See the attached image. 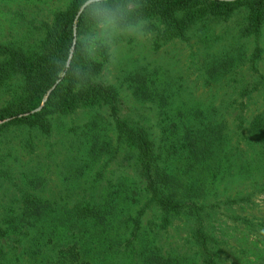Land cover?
Wrapping results in <instances>:
<instances>
[{"label": "trees", "instance_id": "1", "mask_svg": "<svg viewBox=\"0 0 264 264\" xmlns=\"http://www.w3.org/2000/svg\"><path fill=\"white\" fill-rule=\"evenodd\" d=\"M86 1L73 0L54 14L40 52L28 54L19 45L0 44V87L7 92L0 108V141L7 144V136L15 134L14 149L33 154L38 141L52 136L56 118L82 108L105 110L111 121L110 137L78 140L68 146L73 149L71 173L61 179L70 188L53 193L18 189L9 203L0 206V264H24L28 258L37 261L41 253L51 256V264H90V246L102 242L91 229L105 231L118 221L127 233L120 252L126 264L132 257L126 262L124 257L136 251L141 240L144 208L125 220H120V214L128 215L129 205L138 206L140 201L159 212L160 229L169 223V214L193 219L187 240L195 251L192 264H219L222 244L211 230L217 211L224 209L237 226L264 239L262 223L242 215L252 198L264 192V114L248 125V135L235 127L232 142L212 124L195 122L199 120L195 111L174 123L177 130L183 128L175 142L179 150L161 151L163 141L152 140L147 127L119 119L115 88L93 81L94 71L84 66L80 44L82 27L100 18L118 28L154 19L165 28L162 36L168 40L183 36L195 21L227 18L240 10L246 13L244 35L257 36L264 24V0H99L85 5ZM235 121L243 123L240 116ZM177 160H183L188 169L173 170ZM195 167L204 176L189 178L188 186L184 185L179 177L196 171ZM201 185L208 193L217 191L214 203L207 204L202 198ZM236 185L237 191L228 197ZM244 185L247 191H239ZM181 186L184 191L177 193ZM178 194L183 202L176 199ZM153 250L149 249L145 264L182 261L162 259Z\"/></svg>", "mask_w": 264, "mask_h": 264}, {"label": "rangeland", "instance_id": "2", "mask_svg": "<svg viewBox=\"0 0 264 264\" xmlns=\"http://www.w3.org/2000/svg\"><path fill=\"white\" fill-rule=\"evenodd\" d=\"M72 1L0 0V44L19 45L28 54L40 52L54 14L64 11ZM95 1L99 0H87L85 5ZM245 17V11L240 10L227 18L200 19L185 30L183 36L168 40L162 36L165 28L154 19L125 28L116 27L106 18L92 20L80 33L82 62L94 71L95 83L115 88L119 119L147 127L152 140L157 144L163 141L161 151L179 150L175 142L180 139L183 128L177 130L174 123L195 111V119H199L195 122L212 124L230 140L235 127L242 128L240 132L248 135V125L264 114V24L259 35L245 36ZM6 97L7 92L0 87V108ZM236 116L242 118V125L235 121ZM110 123L105 110L80 108L71 115L56 118L52 136L47 141H38L33 154L18 147L14 149L16 145L11 143L18 137L10 133L7 144L0 141V163L3 164L0 166L3 176L0 206L9 203L18 189L29 192L44 189L45 193H53L56 189L70 188L68 182L61 179L71 173L68 166L73 149L68 146L78 140L110 137ZM53 145L56 147L52 149ZM240 145L243 148L244 142ZM13 165L23 166L12 170ZM212 165L214 162L209 167ZM173 166V170L180 172L189 165L177 160ZM193 170L179 177L184 185L188 186L189 178L204 176L200 167ZM203 186L199 187L203 191L202 198L205 197L207 204L214 203L217 191L208 193ZM236 187L233 186L228 197L235 194ZM182 188L179 187L177 193L184 191ZM245 189V185L239 187V191L246 192ZM183 198L178 194L176 199L183 202ZM251 201L252 205H246L242 215L255 217V224L264 226V192ZM144 206V201H140L138 206L129 205L128 211L124 209L128 215L120 214V220H125L144 208L140 220L141 240L138 238L136 251L124 257L125 262L132 257L126 264H145L143 260L149 249L158 250L162 259H182L180 264H192L195 251L187 240H190L193 219L185 218L184 214H169L166 216L169 223L160 229L159 212L153 206ZM217 213L220 215H214L211 230L222 244L219 264H264V239L237 226L224 209ZM91 232L102 242L90 246L89 263L123 264L124 254L120 252L127 239L124 225L118 221L105 231L91 229ZM52 260L49 254L41 253L37 261L28 258L24 264H51Z\"/></svg>", "mask_w": 264, "mask_h": 264}, {"label": "clouds", "instance_id": "3", "mask_svg": "<svg viewBox=\"0 0 264 264\" xmlns=\"http://www.w3.org/2000/svg\"><path fill=\"white\" fill-rule=\"evenodd\" d=\"M129 7H132V6L130 5ZM69 66H71V65H69Z\"/></svg>", "mask_w": 264, "mask_h": 264}]
</instances>
